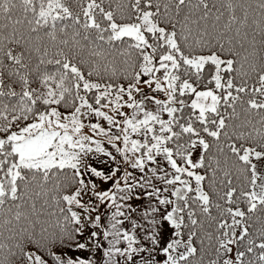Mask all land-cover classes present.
Instances as JSON below:
<instances>
[{"label":"snow or ice","instance_id":"6c2138e0","mask_svg":"<svg viewBox=\"0 0 264 264\" xmlns=\"http://www.w3.org/2000/svg\"><path fill=\"white\" fill-rule=\"evenodd\" d=\"M0 264H264V0H0Z\"/></svg>","mask_w":264,"mask_h":264}]
</instances>
